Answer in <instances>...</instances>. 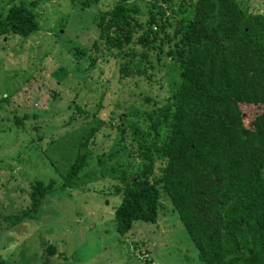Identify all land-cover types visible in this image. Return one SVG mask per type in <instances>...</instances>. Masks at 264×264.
Wrapping results in <instances>:
<instances>
[{"label":"trees","instance_id":"1","mask_svg":"<svg viewBox=\"0 0 264 264\" xmlns=\"http://www.w3.org/2000/svg\"><path fill=\"white\" fill-rule=\"evenodd\" d=\"M186 8L191 14L185 21L175 17ZM139 15L123 0L99 10L101 49L117 58L120 76L150 81L171 60L178 81L163 103L131 110L144 124L135 126L134 135L121 121L115 125L123 150L140 159L135 168L108 166L106 187L119 195L116 228L126 232L137 219L155 222L164 196L202 264H264V121L256 112L264 104V11L244 0H150L144 17ZM36 27L34 13L22 3L0 14V34L26 36ZM69 107L70 119L83 112L78 102ZM106 122L88 119L72 146L62 185L77 183L91 137ZM51 188V180L35 179L21 215L31 217Z\"/></svg>","mask_w":264,"mask_h":264},{"label":"rangeland","instance_id":"2","mask_svg":"<svg viewBox=\"0 0 264 264\" xmlns=\"http://www.w3.org/2000/svg\"><path fill=\"white\" fill-rule=\"evenodd\" d=\"M114 1L0 0V14L9 4L22 3L37 23L26 36L0 34V264H202L164 196L155 222L137 219L126 232L116 228L119 195L106 187L108 166L135 168L140 159L123 150L115 125L121 121L128 135L137 125L143 128L131 110L163 103L178 72L166 60L150 81L138 74L120 76L117 58L101 49L96 26L99 10ZM123 1L134 5L140 18L150 2ZM245 2L264 11V0ZM190 14L186 8L175 17L185 21ZM151 60L156 64L154 56ZM70 101L83 108L72 119ZM256 112L264 121V104ZM92 116L112 125L106 122L92 135L77 183L62 185L72 146ZM35 179L51 180L52 188L31 217L22 216Z\"/></svg>","mask_w":264,"mask_h":264}]
</instances>
